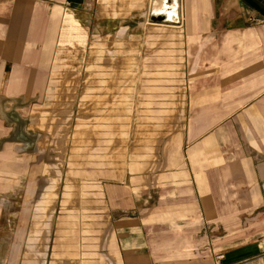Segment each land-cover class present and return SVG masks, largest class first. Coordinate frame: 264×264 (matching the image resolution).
<instances>
[{
	"label": "crops",
	"instance_id": "obj_1",
	"mask_svg": "<svg viewBox=\"0 0 264 264\" xmlns=\"http://www.w3.org/2000/svg\"><path fill=\"white\" fill-rule=\"evenodd\" d=\"M84 2L0 0V195L20 207L30 187L14 180L29 169L4 116L51 94L59 35L76 34ZM260 16L245 0H185L178 25L159 26L185 35L188 114L166 152L130 162L109 192L111 208L140 212L114 221V264H264V22L249 21Z\"/></svg>",
	"mask_w": 264,
	"mask_h": 264
},
{
	"label": "rangeland",
	"instance_id": "obj_2",
	"mask_svg": "<svg viewBox=\"0 0 264 264\" xmlns=\"http://www.w3.org/2000/svg\"><path fill=\"white\" fill-rule=\"evenodd\" d=\"M156 1L85 0V22L59 35L51 94L5 114L32 203L0 195V264H114L113 223L140 212L111 208L109 192L130 162L166 152L188 114L185 35L152 21Z\"/></svg>",
	"mask_w": 264,
	"mask_h": 264
},
{
	"label": "bare ground",
	"instance_id": "obj_3",
	"mask_svg": "<svg viewBox=\"0 0 264 264\" xmlns=\"http://www.w3.org/2000/svg\"><path fill=\"white\" fill-rule=\"evenodd\" d=\"M165 15L167 23H175L178 20L177 0H157L150 15ZM165 22V23H166Z\"/></svg>",
	"mask_w": 264,
	"mask_h": 264
},
{
	"label": "water",
	"instance_id": "obj_4",
	"mask_svg": "<svg viewBox=\"0 0 264 264\" xmlns=\"http://www.w3.org/2000/svg\"><path fill=\"white\" fill-rule=\"evenodd\" d=\"M245 2L257 13H259L262 17H264V4L261 0H245ZM152 21L155 22H166L165 15H154L151 14Z\"/></svg>",
	"mask_w": 264,
	"mask_h": 264
},
{
	"label": "built area",
	"instance_id": "obj_5",
	"mask_svg": "<svg viewBox=\"0 0 264 264\" xmlns=\"http://www.w3.org/2000/svg\"><path fill=\"white\" fill-rule=\"evenodd\" d=\"M252 24H261L264 22V17H257V18H251L249 20ZM218 260H221V258L219 257Z\"/></svg>",
	"mask_w": 264,
	"mask_h": 264
}]
</instances>
